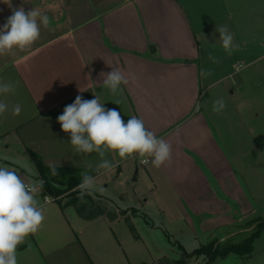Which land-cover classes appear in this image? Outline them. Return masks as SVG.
Here are the masks:
<instances>
[{
	"label": "crops",
	"instance_id": "obj_1",
	"mask_svg": "<svg viewBox=\"0 0 264 264\" xmlns=\"http://www.w3.org/2000/svg\"><path fill=\"white\" fill-rule=\"evenodd\" d=\"M20 6L26 12L36 8L46 13L50 24L41 25L40 39L29 50L0 56V78L19 82L15 94L0 96L9 105L0 116V165L18 167L12 163L15 159L34 163L35 152L44 164L60 167L64 181L81 182L85 171L96 178L115 171L124 174L130 168L128 158L112 152L103 159L116 167L97 173L99 154L78 155L70 134L57 121L77 95L91 100L95 94L106 109H117L125 123L132 116L142 118L149 130L172 145L171 164L156 168L149 163L137 171L140 194L147 187L150 191L140 203L143 210L127 207L150 219L149 213L165 214L169 224L183 227L180 233L192 234L207 230L202 214L218 220L214 229L233 224L237 219L230 213L236 207L242 217L248 214L234 172L235 164L242 166L238 147L225 151L210 118L224 113L249 126L247 116L253 111L241 78L235 80V68L243 64L264 81V0H11V7L0 0V27ZM220 26H227L239 44L231 54L221 46L216 31ZM109 65L129 79L119 96L102 84L101 73L111 72ZM201 69L210 74L201 77ZM242 75L243 83L252 80ZM223 82L220 96L215 87ZM222 97L231 103L216 113L213 103ZM117 99L122 103L115 104ZM15 104L21 105L18 116L11 112ZM262 110L253 113L259 116ZM207 198L210 205L205 209ZM37 199L46 219L18 246V264H138L146 252L153 264L164 257L174 259L163 247H153L156 242L147 232L158 226L142 215L129 216L135 237L122 216L86 218L75 206L41 190Z\"/></svg>",
	"mask_w": 264,
	"mask_h": 264
},
{
	"label": "clouds",
	"instance_id": "obj_2",
	"mask_svg": "<svg viewBox=\"0 0 264 264\" xmlns=\"http://www.w3.org/2000/svg\"><path fill=\"white\" fill-rule=\"evenodd\" d=\"M11 7V0H3ZM50 18L39 9L32 8L25 11L23 6L13 8L6 22L0 27V56L15 55L17 52L29 50L40 39L41 25L47 27ZM219 32L221 46L231 54L239 44L234 43V34L227 26L216 28ZM213 63L219 61L210 56ZM111 72L101 73L103 86L114 96L122 94L121 85L129 83L128 76L116 66ZM245 66L241 64L235 68L239 72ZM210 73L200 70L201 77ZM18 81H5L0 78V96L15 94ZM115 104L122 103L117 99ZM226 107L223 98L214 101L213 111L220 113ZM9 110V105L0 100V116ZM21 105L11 107L12 115L21 113ZM61 130L70 134V144L78 155L98 153L102 158L96 166V172L111 171L116 163L103 159L106 152H112L121 159L133 155L141 157V163L160 168L172 162V145L156 133L149 130L142 118L130 117L127 122L122 119L120 112L115 109H106L101 103L99 95L94 94L91 100L77 95L74 102L65 106L63 113L57 117ZM3 159H10L5 156ZM12 163L21 168L27 167L20 159ZM53 175L57 174L56 167L50 166ZM82 180L77 186L81 198L92 195L94 192H104V188L97 183V178L87 171L81 173ZM42 182H25L16 167L0 165V264H18L17 248L26 238L40 230L45 221V209L37 199Z\"/></svg>",
	"mask_w": 264,
	"mask_h": 264
},
{
	"label": "rangeland",
	"instance_id": "obj_3",
	"mask_svg": "<svg viewBox=\"0 0 264 264\" xmlns=\"http://www.w3.org/2000/svg\"><path fill=\"white\" fill-rule=\"evenodd\" d=\"M249 74V78L252 77V80L249 82L243 83L242 78L246 79L242 74ZM235 80L240 81L242 89L246 92L245 98L247 102L251 104V109L249 112H254L258 108H262V112L258 115H255L253 112L249 113L247 116L248 128L246 126H240L236 118L230 117L229 115L218 116L217 118H210L215 129L217 128L219 138L225 147V151L230 153V146L238 147L236 153H240V166L235 164V175L238 177V182L245 194L242 196L239 194L240 200L243 201V205L246 206L249 211L245 216H241L240 212L237 214L236 209L241 210V208L236 207L230 215L235 217L237 220L227 226L226 228L214 229V226L218 224V220L211 221L209 220V213L202 214L205 215L206 222L203 225V228L207 230L197 229L196 234L185 231L180 233V229L183 227H177L175 225L169 224L168 216L165 214L159 213H149L151 216L145 214V212L136 209L138 215H142L147 223L152 221L158 226L152 229H148L147 238L155 240L156 243L153 244V247L160 246L166 250L168 256L174 257V259L162 258L158 260L156 264H177L175 259L181 257L182 250L179 247L180 244L185 248L187 252H192L195 248L200 247L201 245L213 243L222 244L224 242H240L252 232L257 229V224L260 220H263V224L259 233L254 236L252 240V249L248 253L238 254L235 252H229L226 255H217L211 261L206 262L208 259L207 255H192L190 256L184 264H264V81L259 79L258 74L254 70L246 71L242 68L239 72L235 73ZM243 76V77H242ZM257 77V78H255ZM258 79V80H257ZM243 83V84H242ZM216 86L215 90L219 89L218 93L221 96L223 94L224 85ZM208 98V97H207ZM225 101L226 108H229L230 101L226 100L225 97H222ZM248 129V131H246ZM233 153V150H232ZM27 167L21 168L16 167L19 174L25 180V182H37L40 183V178L37 176L35 171V164L31 160H23ZM126 164H129V170L124 174L122 172L115 171L113 173L102 174L97 178V183L104 188V192H94L91 196L96 199L100 198L104 204L107 206V210H113L114 205H119L118 207H124L127 213V216L130 215V208L127 206H134L137 208L141 207L143 198L149 195V187L147 190H144L145 193L140 194V189L138 186L137 180H134V177L137 176V171H142L143 166L140 165L139 160L136 157H129ZM22 171V172H21ZM139 198V199H138ZM69 199L67 196H60L57 200H62L66 202ZM141 199V201H140ZM109 200V201H107ZM101 202V201H100ZM205 209H208L210 205L208 198L204 202ZM173 215V214H171ZM203 218V216H202ZM164 221V222H162ZM172 223V222H171ZM197 225V223H196ZM173 235H171V233ZM157 248V247H156ZM221 248V246H220ZM153 252V251H152ZM150 252H146L143 256L145 260L141 262H150L153 264V260L150 259ZM141 256V257H143ZM155 264V263H154Z\"/></svg>",
	"mask_w": 264,
	"mask_h": 264
},
{
	"label": "trees",
	"instance_id": "obj_4",
	"mask_svg": "<svg viewBox=\"0 0 264 264\" xmlns=\"http://www.w3.org/2000/svg\"><path fill=\"white\" fill-rule=\"evenodd\" d=\"M33 157L35 167L40 178V182H42L43 186L40 189L43 195H49L53 197L59 203L62 200H57L58 197L67 196L69 199L64 202V205H73L75 206L77 212L86 218H92L97 215L105 213L110 218H116L118 216H122L127 221L133 235L138 237V234L129 220L127 216L125 208L118 207L114 205L113 210H107L106 204L103 203V199L96 198L94 199L91 195H85L81 198L80 191L78 189V185L80 181L75 178H70L68 180H61L59 178V173L61 168L56 167L57 174L53 175L51 172V165H46L43 163L41 157L35 152H31ZM101 201V202H100ZM132 215H138L136 213L135 208H130ZM263 224V220H260L257 224V229L252 232L249 236L241 240L240 242H224L221 245L218 243L214 245L213 243H209L207 245L203 244L200 247L195 248L192 252H187L185 248L180 244V248L182 250L181 257L175 259L177 264H184L185 261L192 255H207L208 259L206 262L211 261L217 255H226L229 252H235L238 254L248 253L252 249V240L254 236H256ZM221 246V248H220ZM166 258V257H164ZM161 260V259H160ZM138 264H147L146 262H140Z\"/></svg>",
	"mask_w": 264,
	"mask_h": 264
},
{
	"label": "built area",
	"instance_id": "obj_5",
	"mask_svg": "<svg viewBox=\"0 0 264 264\" xmlns=\"http://www.w3.org/2000/svg\"><path fill=\"white\" fill-rule=\"evenodd\" d=\"M132 157H136L139 160L140 165H144L141 163V159H142L141 157H139L138 155H133Z\"/></svg>",
	"mask_w": 264,
	"mask_h": 264
},
{
	"label": "water",
	"instance_id": "obj_6",
	"mask_svg": "<svg viewBox=\"0 0 264 264\" xmlns=\"http://www.w3.org/2000/svg\"><path fill=\"white\" fill-rule=\"evenodd\" d=\"M136 179H137V176L134 177V180H136Z\"/></svg>",
	"mask_w": 264,
	"mask_h": 264
}]
</instances>
